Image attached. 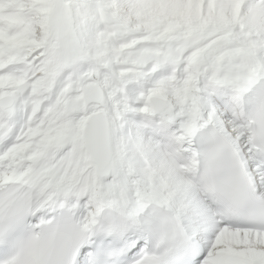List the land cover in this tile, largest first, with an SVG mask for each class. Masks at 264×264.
<instances>
[{"label":"bare ground","instance_id":"6f19581e","mask_svg":"<svg viewBox=\"0 0 264 264\" xmlns=\"http://www.w3.org/2000/svg\"><path fill=\"white\" fill-rule=\"evenodd\" d=\"M33 1L41 14L52 10L50 0ZM24 2L0 0V57L8 55L11 47L26 44L24 39L28 34L22 33L20 42L9 35L11 28L19 30L22 23L28 22L30 16ZM105 2L124 23L125 32H136L137 37H141L139 40H132L123 48L116 46L111 36L103 32L105 29L101 30V25L95 23V12L86 5L75 11L78 18H70L73 13L69 15V8L67 15L59 7L56 11L61 13L62 33L71 55H76L79 47L72 24L78 20L84 24L82 34L86 45L90 48L101 45L108 53L124 57L123 68L118 73L113 72L122 75L125 95L121 99L109 98L100 108L106 112L110 128V163L98 171L83 143L86 113L72 118L73 124L61 121V107L52 99L39 104V112L27 117L18 96L13 107L0 110V189L27 180L26 185L33 190L34 210L38 216L49 215L66 204L83 228L102 204H109L115 198L130 206H139L150 199L159 200L182 216L205 251L245 254L253 257L257 264H264V232L227 229L211 216L210 206L194 178L195 158L191 152L192 132L204 120L218 124L238 144L246 141L242 138L249 137L240 112V88L264 75V0ZM176 26L182 33L173 29ZM40 30L44 31L43 26ZM192 31L218 34L213 47L201 48L210 63L208 74L198 76L189 67L192 55H188V51L192 46L183 47L176 52L179 58L171 59L167 55L160 57L157 51L150 52L149 47L144 49L147 44L144 50L129 51L138 42L148 43L153 39L156 40L153 41L155 50L164 42L171 54L175 52L173 42H180L179 37L184 38ZM156 32L158 37L152 38ZM223 32L230 42L219 38ZM136 54L139 56L131 60ZM153 59L154 63L160 61L162 67L157 66L152 71ZM9 62L10 58L7 64ZM2 65L0 81L7 79L8 85L13 73L3 76L7 65ZM107 65L111 66L110 60ZM11 91L12 88L0 86V95ZM149 92L163 93L173 101L172 117L148 114L144 98ZM52 109L58 116L55 123L47 119ZM241 148L247 161L254 158L247 145ZM259 178L264 192V175ZM84 255L82 251L76 264H83Z\"/></svg>","mask_w":264,"mask_h":264},{"label":"rangeland","instance_id":"374dc122","mask_svg":"<svg viewBox=\"0 0 264 264\" xmlns=\"http://www.w3.org/2000/svg\"><path fill=\"white\" fill-rule=\"evenodd\" d=\"M50 1L53 4L51 8L52 10L50 12L49 9L48 11L44 10L46 13H42V15L41 13H39V7H37V9L36 5H34L33 0H23V2L26 4L27 12H29L30 19L28 18L27 23H22V27L19 30H16V28H11V31H9V35L11 36V38L13 36L16 37V41L20 42L22 33H25V35L28 34L24 39L26 40V44L22 47H11L9 49L10 53L8 52V55L0 57V66L2 64V67L5 64L7 65L3 76H6L8 73L14 74H12L13 78L12 80H10V84L6 85V79L4 81H0V86L7 88L23 86V97L21 98V100L22 104H24L25 106L24 109H27V115L29 117H32L37 112H39V98L41 99V102L43 104L51 98H55L60 101L59 105L57 106H59V108L61 107V110L59 112L62 117L60 118L61 121L65 119L64 116L66 114L65 112H62V110H65L66 108L68 110H72V107L74 108V105H76V108L78 110L77 114H74L75 116L73 117L66 115V118H69L70 120L68 122L73 124L72 118L74 119L76 116L83 115V113L95 111L104 107L105 102L109 98L110 100H112L114 97H120L121 99L125 95V84H123L124 81L123 79H121L123 77L122 75H115V73H118L123 68V65H121V63L123 64L125 60L124 57H122L119 53H108V51L104 50L101 45L93 48H90L88 45H86L83 41L84 36L82 34V32L84 31V24L79 23L78 20H75L74 22H72V24L74 28L73 31L76 35L75 38H77L78 40L79 47L76 54L77 56L73 54L71 55V53L67 49L66 41L63 37V28L60 27L61 13L59 12V10L56 11L57 8L59 7L62 10L64 9L65 13L66 9L69 8V15L73 13L70 18H78V15L75 11L86 5L88 9L95 12V23L99 26L101 25L100 29H105V31L103 32H107L106 34L108 36H111V41L115 43L116 46H120V48H123L132 40H135L137 38L139 40L141 37L140 35L137 37L136 32H125V30H127L126 26L122 25L123 22L118 19L112 7L108 4H105V0ZM51 3L49 4V6H51ZM46 16L48 17V19ZM88 18L92 19L91 17ZM41 23L44 24L42 25ZM40 26H43L44 31L40 30ZM61 26L63 27V24H61ZM173 29L177 30V33H182V31L179 30V26L173 27ZM238 30L241 31V28H239ZM157 35L158 33L156 32L153 34L154 37H151L157 38ZM220 35L221 36H219V38H227V40L230 42L225 32L220 33ZM42 36L44 38H41ZM185 36L186 37L184 38L179 37V39H181L180 42H173L172 45L175 47V52H172L171 54H169L167 50L168 47H166L167 45L164 44V42L162 46H159L161 47L160 49L155 50L156 48L153 44V41L156 40L153 39H150L151 42L142 43L143 45L138 42L134 48H129V51L131 49L133 51H139L149 47L148 49L150 50V52L155 53L157 51L156 53H158L160 57L167 55V58L171 59L173 57H178L177 51L181 50L183 47L189 48L193 41L201 36L206 39L211 37L212 39L209 43L206 40L197 39L192 44V49L191 47L189 48V50L191 49L190 51L199 50L197 52H200V47H213L212 44L217 39L218 34L203 35L202 32L199 34V31H192L190 34H186ZM168 40L169 39L166 40L167 43H169ZM182 43H187V45L181 46ZM145 44H147V46L144 48ZM59 49H62L63 54L60 57H56L57 55L61 54V50ZM143 54L144 53H142V55ZM138 56L139 55L136 54L131 58V60H135ZM9 58L11 62L7 64V59ZM165 58L166 57H164V59ZM108 60H110L111 66L107 65ZM92 61H95V63H93ZM126 62L130 63L131 61ZM151 63H154V59ZM160 64V61H155V63L152 65V71H154L157 66H160ZM116 69L117 71H115ZM38 71L40 73H38ZM111 76L117 78L118 80L112 78ZM119 82H121L120 85L123 89L121 92ZM94 84H98L105 92V96H103L104 100H97L93 91H87V86ZM82 90H84L83 96L81 94ZM38 95L41 97H39ZM50 112L51 114L47 119L51 120L52 123H55L58 119V116L55 115V110L52 109ZM70 134L73 139L76 138L74 137L72 131L70 132Z\"/></svg>","mask_w":264,"mask_h":264},{"label":"water","instance_id":"95a60500","mask_svg":"<svg viewBox=\"0 0 264 264\" xmlns=\"http://www.w3.org/2000/svg\"><path fill=\"white\" fill-rule=\"evenodd\" d=\"M190 66L196 74L205 75L209 72V65L204 56L194 55L190 61ZM98 95L100 90L95 87ZM20 91L15 89L12 94H4L0 97V107L6 108L13 105L16 95ZM149 109L152 114L171 117L174 109L172 101L164 94L149 93L146 97ZM84 142L91 154L93 161L96 163L98 170H102L110 161L111 145L109 138V123L107 115L102 110L90 112L84 122L83 127ZM95 140V142H93Z\"/></svg>","mask_w":264,"mask_h":264}]
</instances>
